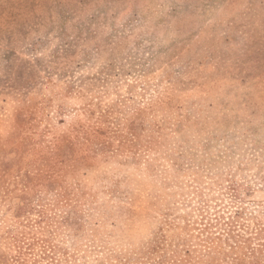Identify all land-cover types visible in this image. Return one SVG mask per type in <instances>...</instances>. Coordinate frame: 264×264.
Listing matches in <instances>:
<instances>
[{"label": "rangeland", "instance_id": "1", "mask_svg": "<svg viewBox=\"0 0 264 264\" xmlns=\"http://www.w3.org/2000/svg\"><path fill=\"white\" fill-rule=\"evenodd\" d=\"M196 208L239 214L195 264H264V0H0V264L168 255Z\"/></svg>", "mask_w": 264, "mask_h": 264}, {"label": "trees", "instance_id": "2", "mask_svg": "<svg viewBox=\"0 0 264 264\" xmlns=\"http://www.w3.org/2000/svg\"><path fill=\"white\" fill-rule=\"evenodd\" d=\"M196 209L198 212L194 217L189 213L181 218L173 216L172 219L165 220L167 223L164 224L185 230L183 237L178 236L170 254L166 255L159 251L165 247L164 243L167 240L160 230L159 233L153 235L151 242L139 247L137 251L108 248V252L103 254V257H99L96 264H195L205 261L211 263L213 246L221 240V233L225 232L229 238H234L235 218L238 217L239 211H235L234 216L224 217L217 214L213 218L211 214L208 215L207 210ZM216 232L218 234H215ZM185 235L188 236L185 237ZM51 252L52 255L44 253L43 257L46 260L51 259L52 264H77L72 254H63L61 260V257H53L55 252Z\"/></svg>", "mask_w": 264, "mask_h": 264}]
</instances>
